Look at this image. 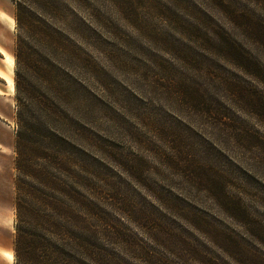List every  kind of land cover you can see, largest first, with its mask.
Segmentation results:
<instances>
[{
    "label": "rangeland",
    "instance_id": "1",
    "mask_svg": "<svg viewBox=\"0 0 264 264\" xmlns=\"http://www.w3.org/2000/svg\"><path fill=\"white\" fill-rule=\"evenodd\" d=\"M4 1L13 78L4 86L0 69V131L14 142L0 157V264H17L14 52L18 31L31 39L19 2L93 63L55 58L83 87L61 173L92 179L105 246L125 264H264V0Z\"/></svg>",
    "mask_w": 264,
    "mask_h": 264
},
{
    "label": "trees",
    "instance_id": "2",
    "mask_svg": "<svg viewBox=\"0 0 264 264\" xmlns=\"http://www.w3.org/2000/svg\"><path fill=\"white\" fill-rule=\"evenodd\" d=\"M15 20L17 30L31 33L26 41L18 31L14 52L25 72L22 76L17 71L14 78L19 128L14 147L17 264H125L102 242L99 206L88 173L81 168L72 184L61 173L69 165L62 146L70 142L67 128H62L70 124V99L78 98L76 87L81 84L74 80L70 67L55 58L62 51L83 66L93 63L83 58L84 50L70 39L53 29L48 33L39 16L20 2ZM259 36L264 45V34ZM227 41L218 43L219 48L231 49ZM80 69L81 73L86 70ZM39 161H46L48 167ZM158 264L174 263L165 259Z\"/></svg>",
    "mask_w": 264,
    "mask_h": 264
},
{
    "label": "crops",
    "instance_id": "3",
    "mask_svg": "<svg viewBox=\"0 0 264 264\" xmlns=\"http://www.w3.org/2000/svg\"><path fill=\"white\" fill-rule=\"evenodd\" d=\"M12 19H13L12 18V12H11L10 8H8L7 3L4 0H0V24L1 23L5 24L7 27L11 28L10 22L12 21ZM8 37L9 36H8V34L5 33V30H3L2 27H0V38L4 39V41L0 40V46L4 49L5 54H7V55L10 54L11 51L13 50V41L9 40ZM2 53H0V69L3 70V72L5 73L6 79H2V80H4L6 82V83H4V86H6L7 81L13 77H12V74L10 72L11 70H9L3 62V56L4 55ZM5 59H6V57H5ZM2 90H3V92L0 95V97H5V96L9 95V93L5 92L4 89H2ZM2 119L5 120V122H6L9 119V115L4 109H2V107H0V122L1 123L4 122V121H2ZM10 140L13 144L14 137L11 138ZM12 144H9V142L5 141V139L3 137V132L0 131V157L2 156V153L4 152V150H2V149L8 145H9L8 147H12L13 146ZM1 158H0V164H1Z\"/></svg>",
    "mask_w": 264,
    "mask_h": 264
},
{
    "label": "bare ground",
    "instance_id": "4",
    "mask_svg": "<svg viewBox=\"0 0 264 264\" xmlns=\"http://www.w3.org/2000/svg\"><path fill=\"white\" fill-rule=\"evenodd\" d=\"M4 62L7 63V64H9V58L6 57V59H4Z\"/></svg>",
    "mask_w": 264,
    "mask_h": 264
}]
</instances>
